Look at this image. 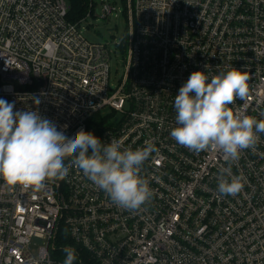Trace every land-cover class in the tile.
<instances>
[{
    "label": "built area",
    "instance_id": "obj_1",
    "mask_svg": "<svg viewBox=\"0 0 264 264\" xmlns=\"http://www.w3.org/2000/svg\"><path fill=\"white\" fill-rule=\"evenodd\" d=\"M124 1L127 33L112 51L84 34L98 17L94 0L76 21L70 0H0V98L68 137L95 133L100 115L103 143L157 149L141 172L153 195L138 211L117 207L74 166L39 188L0 178V264H63L66 247L74 264H264V133L231 163L244 178L236 196L218 192L222 152L170 135L175 95L194 71H246L248 94L229 107L264 120V0ZM119 10L101 3L102 18ZM117 51L124 72L113 85ZM106 108L121 114L117 125Z\"/></svg>",
    "mask_w": 264,
    "mask_h": 264
},
{
    "label": "clouds",
    "instance_id": "obj_2",
    "mask_svg": "<svg viewBox=\"0 0 264 264\" xmlns=\"http://www.w3.org/2000/svg\"><path fill=\"white\" fill-rule=\"evenodd\" d=\"M248 81L247 72L237 68L213 76L194 71L175 95L179 126L170 135L195 152H222L228 165L221 167L217 177L222 195L236 196L242 191L244 178L232 174L231 163L242 150H255L258 134L264 133V120L229 107L238 97L247 96ZM32 100L41 103L40 97ZM14 108V103L0 98V178L6 185L43 187L45 181L65 179L74 166L119 208L138 211L149 202L153 192L141 172L157 151L151 141L133 150L124 149L118 139L105 144L84 129L68 137L39 111ZM64 252L63 264H74V249L66 247Z\"/></svg>",
    "mask_w": 264,
    "mask_h": 264
},
{
    "label": "rangeland",
    "instance_id": "obj_3",
    "mask_svg": "<svg viewBox=\"0 0 264 264\" xmlns=\"http://www.w3.org/2000/svg\"><path fill=\"white\" fill-rule=\"evenodd\" d=\"M102 1L110 4H116L120 7V10L114 12L113 15L107 18L101 17V3ZM97 3L96 14L98 17L89 19L92 23L89 28L84 30L85 36L92 42H110L112 51L116 50L115 42H120L121 39L127 33V19L122 13L125 7L124 0H94ZM124 54L122 51H117L116 55H113L111 61V82L113 85H118L124 72L123 66ZM110 113L106 108L101 115ZM121 119L120 113H110L108 125H117Z\"/></svg>",
    "mask_w": 264,
    "mask_h": 264
},
{
    "label": "trees",
    "instance_id": "obj_4",
    "mask_svg": "<svg viewBox=\"0 0 264 264\" xmlns=\"http://www.w3.org/2000/svg\"><path fill=\"white\" fill-rule=\"evenodd\" d=\"M88 3L89 0H70V10H69V17L71 20L76 21L86 14L88 11ZM106 118L101 117L100 115L95 116L92 120V125L97 127L96 132L94 133L95 136H101V126L105 123Z\"/></svg>",
    "mask_w": 264,
    "mask_h": 264
}]
</instances>
